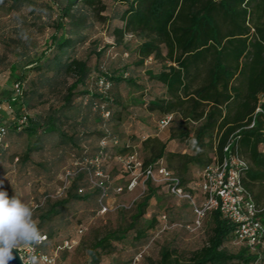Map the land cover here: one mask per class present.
<instances>
[{
	"label": "trees",
	"instance_id": "16d2710c",
	"mask_svg": "<svg viewBox=\"0 0 264 264\" xmlns=\"http://www.w3.org/2000/svg\"><path fill=\"white\" fill-rule=\"evenodd\" d=\"M2 1L19 9L32 0ZM51 1L53 6H47L48 15L52 18L56 14L57 18L51 24L53 32L45 48L31 54L20 39H14L20 46L19 58L7 69L20 85L21 94L12 95L9 102L18 106L21 112L15 120L12 118L10 125H5L6 146L0 150L1 157L9 148V138L15 140L24 136V150L16 158L21 164L44 147L41 143L44 138L51 140L47 143L61 157L63 152H72L71 164L63 168L56 193L64 185L65 172L74 170L75 173L66 179L64 191L58 193L60 198L47 202L37 216L39 229L41 222L59 215L70 201H86L95 196L99 211L101 203L107 204L109 195L101 202L100 188L89 182L88 172L76 163L82 164L86 158L100 155V165L105 173L103 166L113 156L111 149L116 150V157L135 154L138 158L134 143L123 140L121 132L116 130L130 115L128 104L117 89L144 88V83L131 74L128 64L116 68L101 64L91 67L80 52L83 45L90 43L95 46L93 53L97 57L104 53L103 49L96 51L97 42L91 40L95 22L105 19L101 16L106 9L103 0ZM125 2L126 9L120 14L123 24L113 29L114 41L122 44L127 35L137 37L133 47L131 44L124 46L125 53L136 57L135 65L142 66L149 58L160 63L156 72L145 70L149 80L164 88L160 95L146 102V108L160 114V120L171 116L168 139L184 144L189 150H169L167 142L158 136L144 139L130 136L146 153L144 160L138 158L142 167L162 161L167 170L179 177L181 185L198 197L202 172L220 163L225 156L224 147L230 144L231 150L237 147L239 156L247 163L242 184L256 204L264 206V0ZM100 78L110 83L105 93L99 90ZM141 101L137 99L133 103L144 104ZM37 106H43V110L31 117L29 111ZM103 110L109 112L107 117L102 115ZM23 114L27 121L18 127L15 121ZM103 139L109 140V145L101 149ZM113 140L117 142L113 143ZM193 167L201 170L195 187L189 186L191 179L187 177ZM130 179L131 176L125 189H128ZM104 183L110 194L108 177ZM144 184L147 192L136 202L128 225L107 231L95 240L89 249V264H99L102 252L112 251V243L123 240L130 230H135L137 240H140L146 238V230L154 227L156 220L152 217L146 228H138L150 199L156 195L152 180L148 179ZM157 186L166 189L163 185ZM118 188L114 191L121 193L123 188L120 192ZM208 214L211 228L204 246L194 251L187 261L174 259L171 251L163 248L157 264H262L264 236L256 247H251L236 240L235 225L224 220L218 210L207 211L200 224ZM194 216L196 220L195 213ZM161 217L166 218L165 215ZM41 235L46 238L39 249L46 253L44 246L53 237V231ZM231 239L242 244L235 252L224 247ZM139 254L141 252L137 256Z\"/></svg>",
	"mask_w": 264,
	"mask_h": 264
},
{
	"label": "rangeland",
	"instance_id": "374dc122",
	"mask_svg": "<svg viewBox=\"0 0 264 264\" xmlns=\"http://www.w3.org/2000/svg\"><path fill=\"white\" fill-rule=\"evenodd\" d=\"M103 3L106 9L101 16L105 19L95 22L91 40L97 42L96 51L103 49L104 53L97 57L93 53L95 46L86 43L80 48L82 56L87 58L91 67L101 64L116 68L124 63L128 64L131 66V74L144 83V88L117 89L124 102L128 104L130 115L126 117L121 128L116 130L121 132L123 140L134 143L140 160H144L146 153L137 147L138 143L135 144L130 136L138 139L158 136L167 142L169 150L189 152L184 144L168 139L171 125L159 129L160 114L149 112L146 108V102L160 95L164 88L159 83L149 80L145 70L156 72L160 68V63L149 58L142 66L135 65L136 57L131 53H125L124 46L131 44L133 47L137 37L127 35L122 44L114 41L113 29L123 24L120 14L126 9L125 0H103ZM47 6H53L51 0H32L19 9H13L10 2L0 0V104L2 105L0 125H10L12 118L21 112L18 106H13L9 102L15 79L10 76L7 68L18 60L20 52V46L14 42V39H20L31 54L43 50L53 32L51 24L57 18L56 14H53L52 18L49 17ZM137 99H141L144 104H134L133 101ZM42 110L43 106H37L29 111L30 116L33 117ZM40 136L43 137L42 132ZM91 141H94V138H91ZM8 142L10 144L6 154L0 157V189L7 191L9 197L15 195L28 204L33 209V218L38 222L37 216L44 210L46 203L60 198L56 190L61 181L63 168L71 164L72 152H63L61 157L60 153L47 143H51V140L44 138L41 140L44 147L33 152L28 162L21 164L16 158H19L24 150L25 137L21 136L15 140L9 138ZM111 153L113 156L106 160L103 166L111 186L107 200L111 211L101 213L98 210L96 197L91 196L86 201H70L62 208L59 215L49 221L41 222L42 234L53 231V237L46 241L44 250L48 254L56 253L55 264H89V249L93 242L107 231L126 227L136 202L145 196L147 190L145 184L144 186L142 184L141 177H139V185L134 189H125L130 175L125 171L118 157L114 156L116 150L111 149ZM200 172L201 170L196 167L189 171L187 174L191 179L189 186L195 187ZM120 186L123 191L116 193L114 189ZM153 186L156 188V195L150 199L146 214L138 228H146L152 217L156 220L154 227L146 230V238L140 240H137L135 230L127 232L123 240L112 243V251L107 249V252H102L99 264L121 262L157 264L163 248L170 250L174 259L187 261L194 251L206 244L211 228L210 214L198 227L189 203L172 197L160 186L155 184ZM117 205L122 207L114 210ZM162 215L166 218L161 217ZM241 246V243L232 239L224 245L230 252L237 251ZM138 252H141V257L136 260ZM261 263L264 264V256Z\"/></svg>",
	"mask_w": 264,
	"mask_h": 264
},
{
	"label": "built area",
	"instance_id": "2783aa9c",
	"mask_svg": "<svg viewBox=\"0 0 264 264\" xmlns=\"http://www.w3.org/2000/svg\"><path fill=\"white\" fill-rule=\"evenodd\" d=\"M99 90L105 93L109 89L110 83L100 78L98 80ZM21 94V87L15 83L13 86V96ZM2 105L0 104V112ZM102 115L107 117L109 112L102 111ZM13 120H15L13 118ZM171 116L164 117L158 123L159 129L168 127ZM27 121L26 114L16 119L15 125L20 126ZM7 135V127L0 125V150L5 147V137ZM113 140V143H116ZM109 145V140L103 139L100 143L101 149ZM225 156L220 163L207 167L202 172V178L198 183L199 196L193 195L181 185L178 176L167 170L162 161L155 165H150L145 168L138 160L135 154L118 157L122 162L125 170L129 172L131 179L128 189L132 190L139 184V177L142 178V184L148 179L152 180L156 185H163L167 191L179 200H187L196 215L195 224L200 226V220L209 210H218L220 216L235 225L234 235L237 241L245 243L251 247H256L264 236V206H259L254 201L251 193L242 184V174L247 169V163L243 160L238 152L237 147L231 150L230 144L224 147ZM101 156L97 155L92 158H86L82 164L85 171L88 172L89 182L101 190L100 201L107 199L108 186L104 183L107 177L101 168ZM74 170H67L64 175V185L59 189L61 194L66 187V179L74 175ZM122 188H118L120 192ZM117 205L115 207H120ZM111 208L106 203H101L100 212L104 213ZM43 239L38 243L20 244L16 249L19 251L23 262L29 264H55L56 253L48 254L41 252L39 245L45 240V235H41ZM67 245V242H65ZM141 257L139 254L136 258Z\"/></svg>",
	"mask_w": 264,
	"mask_h": 264
},
{
	"label": "clouds",
	"instance_id": "9594fccd",
	"mask_svg": "<svg viewBox=\"0 0 264 264\" xmlns=\"http://www.w3.org/2000/svg\"><path fill=\"white\" fill-rule=\"evenodd\" d=\"M33 215L28 204L0 189V264L14 260L13 249L20 244L38 243L43 239Z\"/></svg>",
	"mask_w": 264,
	"mask_h": 264
},
{
	"label": "water",
	"instance_id": "95a60500",
	"mask_svg": "<svg viewBox=\"0 0 264 264\" xmlns=\"http://www.w3.org/2000/svg\"><path fill=\"white\" fill-rule=\"evenodd\" d=\"M13 255L15 259L10 261L9 264H24L23 259L17 249H13Z\"/></svg>",
	"mask_w": 264,
	"mask_h": 264
}]
</instances>
